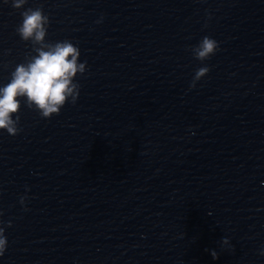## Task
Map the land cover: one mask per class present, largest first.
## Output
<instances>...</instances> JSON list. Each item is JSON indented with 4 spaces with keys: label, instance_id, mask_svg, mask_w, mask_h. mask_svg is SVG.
Here are the masks:
<instances>
[{
    "label": "clouds",
    "instance_id": "9594fccd",
    "mask_svg": "<svg viewBox=\"0 0 264 264\" xmlns=\"http://www.w3.org/2000/svg\"><path fill=\"white\" fill-rule=\"evenodd\" d=\"M0 3L21 10V20L15 32L21 40L31 44V52L14 66L7 83L0 84V131L16 135L21 130L19 110L22 104L35 110L42 118H50L53 114H59L66 103L77 102L81 91L77 76L85 74L87 61H81V49L70 39L47 40L50 17L42 5L25 8L28 0H0ZM219 47V41L208 35L190 47L191 55L203 65L195 71L190 87H195L197 81L210 71V67L203 62L214 55ZM26 199L27 186L25 195L20 197V204L25 205ZM2 216L3 210L0 209ZM11 223L7 221L8 226ZM8 243L5 221L0 219V257L7 250ZM221 243L229 245V238L224 237ZM211 254L213 258L217 257L215 250ZM259 254L264 255V247Z\"/></svg>",
    "mask_w": 264,
    "mask_h": 264
},
{
    "label": "water",
    "instance_id": "95a60500",
    "mask_svg": "<svg viewBox=\"0 0 264 264\" xmlns=\"http://www.w3.org/2000/svg\"><path fill=\"white\" fill-rule=\"evenodd\" d=\"M264 38V0H201Z\"/></svg>",
    "mask_w": 264,
    "mask_h": 264
}]
</instances>
